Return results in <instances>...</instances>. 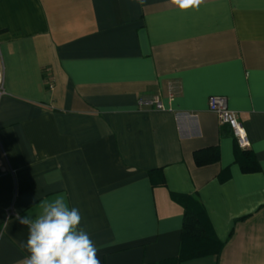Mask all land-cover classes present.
<instances>
[{
  "label": "crops",
  "instance_id": "0c3cea01",
  "mask_svg": "<svg viewBox=\"0 0 264 264\" xmlns=\"http://www.w3.org/2000/svg\"><path fill=\"white\" fill-rule=\"evenodd\" d=\"M0 67V264L28 255L19 218L60 195L101 264L176 261L173 196L222 244L173 264H264V0H0ZM209 96L237 114L255 172Z\"/></svg>",
  "mask_w": 264,
  "mask_h": 264
},
{
  "label": "clouds",
  "instance_id": "9594fccd",
  "mask_svg": "<svg viewBox=\"0 0 264 264\" xmlns=\"http://www.w3.org/2000/svg\"><path fill=\"white\" fill-rule=\"evenodd\" d=\"M143 4L144 0H137ZM178 10H198L204 0H169ZM19 218V217H18ZM28 228L26 243L19 247L28 255L19 264H101L99 248L82 227V216L60 195L43 205L34 218H19Z\"/></svg>",
  "mask_w": 264,
  "mask_h": 264
},
{
  "label": "trees",
  "instance_id": "16d2710c",
  "mask_svg": "<svg viewBox=\"0 0 264 264\" xmlns=\"http://www.w3.org/2000/svg\"><path fill=\"white\" fill-rule=\"evenodd\" d=\"M237 161L245 173L255 172L258 169V164L249 151L242 150L241 155L237 156ZM173 198L183 208L180 254L176 261L165 260L158 264H173L177 261L208 255L216 256L220 252L222 244L217 241L207 226V218L202 205L188 196H173Z\"/></svg>",
  "mask_w": 264,
  "mask_h": 264
},
{
  "label": "built area",
  "instance_id": "2783aa9c",
  "mask_svg": "<svg viewBox=\"0 0 264 264\" xmlns=\"http://www.w3.org/2000/svg\"><path fill=\"white\" fill-rule=\"evenodd\" d=\"M177 86L169 84L167 86V97L172 100L176 94ZM5 94L4 91V71L0 67V98ZM140 106H154L157 109H163L161 102L157 98L138 100ZM207 108L213 113L221 126H226L236 142L238 148L247 150L250 148V140L243 124L239 121L237 114L229 109L227 99L223 96H209L207 99Z\"/></svg>",
  "mask_w": 264,
  "mask_h": 264
}]
</instances>
